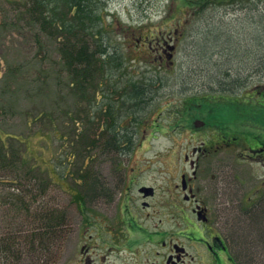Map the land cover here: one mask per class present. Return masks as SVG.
<instances>
[{"label":"rangeland","instance_id":"1","mask_svg":"<svg viewBox=\"0 0 264 264\" xmlns=\"http://www.w3.org/2000/svg\"><path fill=\"white\" fill-rule=\"evenodd\" d=\"M25 1L32 6L31 0H0V239L11 234L16 248L28 254L25 264H60L65 254L62 222L96 215L92 211L106 215L87 205L79 208L77 196L107 201L112 177L124 170L135 166L153 173L158 168L163 190L166 171L179 173L183 153L212 131H219L216 138L219 133L264 136V111L252 108L261 123H250L242 118L246 106L240 112L237 108L250 97L247 92L264 89V66L259 65L264 58V0H92L102 27L94 37L103 39L109 52L116 49L122 62L87 76L79 89L59 52L66 36L55 32L48 37L30 22L21 4ZM161 35L172 37L170 59L156 58ZM147 44L154 46L152 51L144 50ZM129 81L146 82L148 102L136 115L126 107L112 130L128 129L133 145L127 149L119 143L121 152L106 151L107 127L98 117L104 118L107 101L116 111L130 92ZM196 118L205 125L194 128ZM255 137L248 134L249 140ZM231 149L215 151L211 163H227ZM228 161L232 167L223 168L236 172L245 190L264 174L261 164L237 165L233 155ZM44 213L57 216L49 221L50 229L44 226ZM259 219L262 229L264 216ZM249 228L243 222L235 226L241 247ZM260 239L249 238L254 264H264Z\"/></svg>","mask_w":264,"mask_h":264},{"label":"flooded vegetation","instance_id":"2","mask_svg":"<svg viewBox=\"0 0 264 264\" xmlns=\"http://www.w3.org/2000/svg\"><path fill=\"white\" fill-rule=\"evenodd\" d=\"M168 37L158 44L159 60L175 49L173 44L168 51L172 41ZM216 132L183 153L179 173L166 171L169 175L163 190L158 168L150 173L134 166L112 177L107 201H76L79 208L87 205L106 215L92 211L96 215L62 222L61 252L65 254L61 253L60 264H237L238 260L241 264L235 255L242 253L238 243L242 235L236 236L235 226L240 222L249 226L264 204V174L245 190L237 173L223 166L232 167L228 161L232 155L237 165L254 162L264 166V136L249 140L243 133H219L216 138ZM227 148L233 151L225 155L227 163L226 159L211 163L215 151H229ZM28 260L25 251L12 258L0 256L1 264Z\"/></svg>","mask_w":264,"mask_h":264},{"label":"trees","instance_id":"3","mask_svg":"<svg viewBox=\"0 0 264 264\" xmlns=\"http://www.w3.org/2000/svg\"><path fill=\"white\" fill-rule=\"evenodd\" d=\"M186 2L190 4L192 3L189 0H186ZM31 3L32 6H27L26 1L25 3L21 2L24 9L26 8L27 12L31 15L28 18L30 22L36 23L39 29L48 37L55 35V32L62 33L66 36L62 44L59 45V52L61 53L66 71L70 75L71 80L74 81V83L76 82L77 87L78 85L80 88L82 87V82L88 78L87 76L92 75L93 73L99 74L107 71L108 64H114L119 67L122 62V56L116 52V49L109 52L103 39L94 37L96 33L98 34L101 31L100 29L102 27L99 26L101 24V14L99 11L97 12L96 8L98 5L93 3L92 6V0H31ZM24 14L26 15V12ZM95 26L98 27L95 29ZM132 34H134V32H132ZM161 36L163 42L165 37L163 35ZM138 37L135 38V40L139 39ZM162 42L158 43L157 41V46L158 44L161 45ZM153 47L154 46L152 44H147L144 50L149 52V50L152 51ZM155 53H157V50ZM259 65L264 66V58L261 60ZM129 83L131 87L130 92L123 95L122 104L119 105L118 108H115L116 111L112 110L114 104L107 101L106 108L102 113L104 118L102 119L100 116L98 117L99 120H102L103 125L107 127V131H105L106 138L103 142V149L106 151L112 150L121 152L120 149L123 150V148L120 144H122L123 147L125 145L127 149H129L130 145H133L132 139L128 134V129L125 130L124 133L116 131L114 134L112 133V130L114 127L119 125L117 116H120L122 111L126 110V107L128 112L130 111V113H134V115H136V112L142 110L144 108V104L148 102L147 96L149 87L146 82L144 85H135L131 81H129ZM83 90L84 89H81L80 91L81 97H85ZM247 94L250 95L248 99L245 97L246 99L244 102L237 103L238 112H240V107L246 106V110L244 111L246 114L245 116H242V118L244 117V120L250 123H261L258 118L255 120V115H253L254 110L252 108H256L258 113H263L264 103L262 100H264V89L260 92H247ZM127 101H130V104L127 103ZM132 117L133 121H135V117ZM262 122H264V119ZM108 130L111 134H109ZM244 134L245 138H248V134L253 135V137L256 136V134L248 132H244ZM11 137L15 139L16 136L11 135ZM77 199L78 201H83V197L81 195H78ZM42 216L46 223L44 226H47L49 229L50 227L52 228L53 225H51V222L49 223V221H52L57 216L50 213H44ZM260 216H264V204L260 206V208H258L252 216L253 220L248 226L250 227V234L245 235V241L243 242L245 244L242 246L241 255H235L237 260H241V264H254V254L252 250H250L252 249L251 240H249L250 235H258L259 239L261 238L260 240L264 241V227L261 229V227L257 226V224L261 222L259 219ZM45 232L46 230L42 232V237ZM47 232L50 233L51 231L48 230ZM42 240L44 241V239ZM15 241L16 240L11 234H8L5 238H1L0 251L3 253H0V256L12 258L13 255H19V252L24 251V248H16ZM238 262L236 263L238 264Z\"/></svg>","mask_w":264,"mask_h":264},{"label":"water","instance_id":"4","mask_svg":"<svg viewBox=\"0 0 264 264\" xmlns=\"http://www.w3.org/2000/svg\"><path fill=\"white\" fill-rule=\"evenodd\" d=\"M173 48V46H169V49L171 50ZM168 58H169V56H168ZM203 124V121H201V120H198V119H196L195 121H194V125L195 126H200V125H202Z\"/></svg>","mask_w":264,"mask_h":264}]
</instances>
